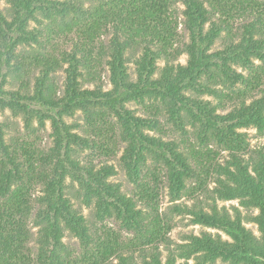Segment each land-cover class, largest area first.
Here are the masks:
<instances>
[{"label": "trees", "instance_id": "1", "mask_svg": "<svg viewBox=\"0 0 264 264\" xmlns=\"http://www.w3.org/2000/svg\"><path fill=\"white\" fill-rule=\"evenodd\" d=\"M9 4L7 14L0 10V113L23 114L27 127L34 120L42 127L50 121L54 146L47 153L22 147L20 154L7 143L0 122V264H264V146L251 150L247 133L241 132L264 133V0ZM178 5L184 7L180 23ZM224 33L223 47L213 50ZM63 38L70 44L57 49L55 42ZM133 49L141 51L136 78L128 67ZM185 55L183 65L179 59ZM160 60L165 62L161 70ZM103 66L112 85L108 90L98 73ZM60 69L65 80L58 91L52 76ZM14 76L20 89L10 88ZM238 84L248 91L235 92ZM248 92H256L250 103L238 101ZM227 102L233 105L230 111ZM132 103L142 105L145 114L129 109ZM77 112L84 114L85 127L66 122ZM161 117L182 135L180 141L166 137ZM188 126L198 130L201 144L215 142L229 152L226 165L207 167L208 153L186 139ZM120 145L136 197L111 182L113 166L98 162L115 155ZM150 161L164 170L173 201L189 181L199 183L193 205H174L172 214H187L195 225L229 239L192 233L172 249L170 220L159 210L161 183L155 174L153 184L143 176ZM213 172L215 186L209 189L204 184ZM68 180L78 186L81 203L94 207L98 222L113 219L132 239L126 242L105 227L94 229L68 197ZM234 200L258 213L218 206ZM244 221L256 224L260 236ZM67 234L79 240L81 261L71 260Z\"/></svg>", "mask_w": 264, "mask_h": 264}, {"label": "rangeland", "instance_id": "2", "mask_svg": "<svg viewBox=\"0 0 264 264\" xmlns=\"http://www.w3.org/2000/svg\"><path fill=\"white\" fill-rule=\"evenodd\" d=\"M10 0H0V10H2L5 14H7L8 10L10 9ZM63 1V0H62ZM176 16H178L179 23L182 21V10L184 7L182 5H178L175 8ZM242 23L236 24V29L240 27ZM32 27L35 26V24L32 23ZM182 26H180L179 31L181 33H184L181 30ZM183 37L185 38L184 34ZM225 37L226 34L224 33L222 35V39H219L216 42V45L213 50L221 49L225 43ZM186 40V39H185ZM108 41V40H107ZM70 44V41L68 38H63L58 40V42H55V45H57V49L64 48L66 45ZM26 51V49H24ZM141 55V51H138L137 49H133L128 52L127 57L129 59L128 67L129 72L132 75L133 78H136V61ZM188 61V57L182 56L181 59H179V63L186 65ZM257 65H260V62H256ZM160 70L164 67L165 62L164 60H160L159 63ZM67 67V66H65ZM237 70L245 75H248V72L245 71L242 68H237ZM98 73H101L102 78L101 80L105 83L104 89L108 90L112 88L111 83L109 82V73L105 66L100 67L98 69ZM23 80L30 83V79H28L25 76H22ZM263 82L261 83V89H264V77L262 78ZM52 80L54 82V85L58 91H61L64 80H65V72L63 69H60L56 74L52 76ZM31 82L33 83V76L31 78ZM21 82L17 79L16 76L12 78V85L10 88L20 89ZM90 87L94 88V85H90ZM221 91H225L227 94H231V90H228L227 88H221ZM235 92L241 91V93L247 92L245 86L242 84H238L236 86ZM237 94V93H236ZM256 96V92L250 93L248 92L246 96H242L239 98L240 100H247V103H250L251 99ZM259 95L257 94V97ZM205 99H209L212 102H216L214 98H210L209 96L204 97ZM237 98L234 96V99ZM232 103L227 102L226 110L230 111L232 109ZM129 109L135 111L138 115H144L145 114V108L138 104V103H132L128 105ZM0 122L5 126L6 128V141L8 144L13 146L14 148L18 149V152L22 154L21 148H34L38 152L47 153L53 146V128L50 121L45 122V126L42 127L39 120H34L30 127L26 126V120L24 118V115L21 114L19 116H16L13 114L11 110H6L5 112L0 113ZM66 122L70 125H80L85 127L86 121L84 114L81 112H77L74 117H69L66 119ZM161 125L164 129H166L167 134L169 138H174L178 141H180L183 137L180 135V133L176 132L174 126L167 123L166 118L161 117L160 118ZM188 136L186 139L189 140V144L192 145L195 149H198L201 152L208 153L205 155V158L203 159L204 163H208L207 167L211 168L217 164H220L222 166L226 165L227 161L229 160V152L221 148L217 145L215 142H207L206 144H201L197 137L198 130L196 128H193L192 126L187 127ZM241 132H245L248 135L247 142L250 145L251 150L259 149L260 147L264 146V133H259V131L255 128H249V129H243ZM154 134L157 135V133L154 132ZM124 146L120 145L118 151L115 155H111L109 158L105 156H101L98 158V162L100 164L106 163L108 165H111L114 167L116 171V175L111 178V182L114 184H120L123 188V191H125L130 196L136 197L138 195V189L137 185H135L130 177H129V171L126 169L125 164L122 160L123 152H124ZM89 156L88 152L83 154L82 157ZM20 157L23 159V155H20ZM207 161V162H206ZM153 174H155L158 177L159 182L161 183L160 189H161V196H160V206L159 210L161 213L166 214L167 217L170 220V226L171 231L168 234V237H170L173 241V246L177 243H182L185 240L186 235L188 234H196L200 235L202 232L207 231L211 232L213 234L220 233L224 239H229L223 232L215 230V229H209L207 227H203L201 225H195L191 221V217L187 214H177V213H171V208L174 205H193L195 201V194L198 192L196 190V187L199 186V183L196 180H192L188 182V188L185 191V193L182 195L181 198L177 199L176 201H173L169 195V190L167 187V181L165 178V172L164 170H157L155 168V165L150 161L148 164V167L144 173V179L145 181L153 184ZM217 174L213 172L205 181L204 185H207L209 189L214 188L215 184V178ZM205 179V178H203ZM67 194L68 197L71 199L72 203L76 206V208H79L83 211L85 217L87 218L90 225L93 226L94 229L100 230L101 228L105 227L108 229H111L112 231H116L117 233H120L122 236V239L126 242L129 239H132L131 234H127L125 231H122L120 229V225L115 220H107L104 223L98 222V220L95 217L94 213V207H86L81 203V200L79 199V189L78 186L74 183H72L70 180L67 181ZM40 188H37V194H40L39 192ZM195 192V194H193ZM197 195V194H196ZM219 208L226 207L228 210L233 211L232 208L237 207L242 210L244 215L249 214H257V210L249 211L245 208H242L240 206V203L238 200L234 201H218ZM252 212V213H251ZM244 225L247 229L251 230L257 237L260 236L258 226L254 223L244 221ZM65 243L68 246L69 253L71 255L72 261H81L82 259V248L80 245V242L78 239L72 238L69 234L66 235ZM162 248L165 249V246H162ZM31 252L33 256L36 253V246L34 243L30 245ZM165 254H167V250H164ZM190 264H194V261L191 260ZM217 264H222L221 262H218Z\"/></svg>", "mask_w": 264, "mask_h": 264}]
</instances>
